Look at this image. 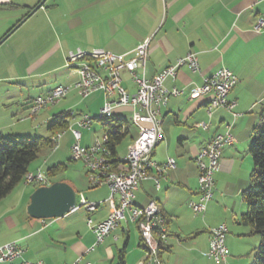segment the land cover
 Here are the masks:
<instances>
[{"label": "crops", "instance_id": "0c3cea01", "mask_svg": "<svg viewBox=\"0 0 264 264\" xmlns=\"http://www.w3.org/2000/svg\"><path fill=\"white\" fill-rule=\"evenodd\" d=\"M41 1L0 0V40L27 16L22 25L11 33L1 44L2 46L0 45L1 47L26 27L35 15L41 13L46 19L48 18L49 0H45L41 8L28 15ZM69 1L76 3L75 18L79 20L78 26L82 23V19L88 24L83 35L87 39V45L91 47L80 45L75 47L69 40H66L61 45L64 48H62V57L60 56L57 62L48 69L40 71L37 68L47 65L51 57L48 53L49 50L44 51L41 47L40 33L36 41L32 36L36 30L31 29L20 36L13 50H8L1 55L0 63L7 66L8 69L11 66L12 71L8 72V69L0 71V81L16 84L21 80H33L36 83V81L38 82L37 78L45 77L46 73L50 71L62 73L66 56L77 48H103L121 54L131 52L149 38L146 76L150 79L173 64L178 58L190 52L195 53L201 68L199 72H193L187 66H183L178 69L175 79L168 77L164 82L167 88L173 86L184 88L185 93L170 96L167 105L161 108L159 117L163 139L155 146L152 153V158L158 163H164L168 157H174L177 168L169 170L168 175L160 179V187H157L153 179L143 180L136 192L135 203L145 206L150 201H157L162 208L167 219L169 235L165 242L166 248L163 257L164 255L171 256L167 260L163 258L165 264H200L201 258L190 252L181 256V258L186 257L188 261L173 262L174 243H179L180 247L184 243H191L190 245L194 248L192 251L201 250L203 255L208 256L206 253L209 250L211 229L218 224L225 223L229 234L228 219L231 216L235 224L238 225L239 234L234 235L233 238L230 237L228 241L226 238L229 250L232 245L234 246L235 241H239L241 237L250 233V227L242 224L239 217L247 210L242 192L251 185L250 176L254 167L253 162L250 161H247L248 167L245 166L247 155L245 148L249 144L248 151L250 142L253 140V129L258 122L260 111L264 108V68L253 66L256 62L253 52L258 41L264 36V31L261 33L254 31V24L259 16H264V0ZM36 51H38L37 56H35ZM222 66L229 68L238 78L236 86L228 95V99L235 103V107L233 111L221 107L213 108L212 113L209 114L210 96L194 99L189 96L188 91L195 85L202 84L205 76L212 75ZM62 77L63 83L55 84L46 91H41L29 98L27 106L30 108L29 115L32 113L36 97L50 92L58 85L71 84L76 79V76L69 71ZM122 77L123 85L130 92L135 91L136 85L131 80L129 72L124 71ZM7 92L0 97V106L6 107L13 99V96L9 95L10 91L7 90ZM94 95L97 98H104L101 92ZM70 107L68 106V108ZM256 108H259V112L257 111L258 116L254 117L252 114L257 113L254 112ZM61 111L66 112L67 110L61 109L57 113ZM38 113H43V109ZM57 113H52V116ZM233 113L237 115L235 116ZM77 114L79 115V112ZM45 115L48 118L49 112ZM203 121L209 123L208 129L200 127L199 123ZM11 124L9 122L0 124V130ZM132 126L130 125L127 135L131 138V142L137 137L132 134ZM228 129L233 132L235 141L224 147L220 167L215 173L213 198L208 204L211 213L217 212L219 207L223 208L224 216L215 219L203 214H195L197 217H190L182 223L187 228L183 229L180 222L183 220L185 205L189 206L190 201H199L200 199L197 154L215 134ZM88 139L84 137L82 142L84 140L86 144L84 142L83 144L91 145L87 143ZM118 158H120L119 154ZM125 158L120 159L125 161ZM35 167V169L30 168V171H36L39 168L44 170L40 164ZM85 169L88 174L86 167ZM51 180L53 183L54 180L52 178ZM23 183L26 188L34 190L38 188L27 185L24 181ZM69 184L73 186L71 183ZM19 185L0 201V221L5 218L12 227L16 226V222L9 218V215L14 211L12 209H20L23 212V209L30 204V194L34 191H31L26 198V188ZM74 189L77 191L75 187ZM14 192L19 196L18 200L11 203L15 206L8 205L9 209L2 206V203L8 201ZM81 195L85 197L83 193ZM108 197L104 198L107 200ZM79 200L77 191V201L79 202ZM105 202L107 203V201ZM221 202L224 207L221 206ZM208 208L206 212H209ZM93 212L95 217L91 218L95 222L104 220L110 212L109 204L107 203V206L104 207L101 204ZM200 215H203L201 220L198 217ZM54 219L50 221L34 219L29 215L30 231L14 237L12 240L1 242L0 246L16 241L24 250L23 259L40 260L45 264H72L79 257L81 260L77 264H84L86 261L92 264H120L119 255L122 250L125 251L123 264H140L145 261L146 249L143 246L140 229L135 223L123 221L101 243L95 245L94 250L86 252L96 242L94 232L92 230L91 232L85 231V233L57 231L54 238L57 244H52L50 241H55L47 235L45 230L51 224L57 223L58 218ZM49 233L50 231H48ZM39 235L42 236L43 242L35 244L34 239ZM25 240H29V243L21 245L20 242ZM15 261L18 264L20 259Z\"/></svg>", "mask_w": 264, "mask_h": 264}, {"label": "built area", "instance_id": "2783aa9c", "mask_svg": "<svg viewBox=\"0 0 264 264\" xmlns=\"http://www.w3.org/2000/svg\"><path fill=\"white\" fill-rule=\"evenodd\" d=\"M254 31L261 33L264 31V16H259L254 24ZM150 39H146L131 52L115 53L103 48H96L95 58L84 56V49L77 48L68 53L65 63H76V70L72 75L76 76L75 81L68 84V88L56 86L50 92L40 95L34 99L32 117H35L40 107H47L58 103L64 96H68L72 91H76L82 98L90 97L95 92L104 95V103L100 112L130 108L132 116L137 120L138 135L135 141L128 147L129 164L121 169L120 173L105 174L106 163L112 162L107 157V144L110 136L103 132L102 138H98V143L85 145L82 142V129L90 125L89 114H84L76 119V127L72 134L71 159L80 160L87 168V172L93 186L107 184L110 195L106 200L110 207L109 215L99 222L88 218V227L94 232L96 242L88 248L86 252L94 250L95 245L101 243L113 230L123 221L132 223H143L142 240L150 241L149 226H158L155 220V201L146 204V212H134L133 203L136 199V192L140 183L145 179H153L160 187V179L168 175L169 170L177 168L174 157H168L164 163H158L152 158V153L158 136V129H161V108L167 105L170 96H178L185 93L184 88L173 86L167 88L164 84L168 77L176 78L177 71L183 66H187L193 72L201 70L198 58L195 53L178 58L173 64L157 73L153 78L146 76V66L149 60ZM129 72L131 80L136 85V90L130 92L123 85L122 74ZM238 82L237 76L225 66H222V75L215 80H205L200 85L192 87L188 94L197 99L210 96L213 100V107L208 109L212 113L213 108H225L233 111L235 103L228 99L229 93ZM235 116L236 113H233ZM25 118V117H24ZM22 118V120H24ZM200 127L208 129L209 123L200 122ZM235 136L231 130L215 134L209 142L211 149L201 148L197 154L196 162L199 168V201H191L189 206L195 214H204L208 204L213 198L215 186V173L220 167V161L224 147L234 143ZM60 140L56 143V150L59 148ZM30 186H48L52 184L49 174L37 169L31 177L25 180ZM102 202H91L83 195L79 202L71 208L70 213L78 211L82 206L88 212L95 211ZM228 227L225 223L214 226L211 229V238L207 255L216 262L221 263L227 260L228 248L226 238ZM164 242L168 234H162ZM24 250L16 241L8 242L0 246V260L2 262L15 261L28 262V264H45L43 261H31L23 259ZM81 257L72 264H77ZM153 244L151 242L150 254H146L145 261L140 264H154ZM84 264H92L86 261Z\"/></svg>", "mask_w": 264, "mask_h": 264}, {"label": "rangeland", "instance_id": "374dc122", "mask_svg": "<svg viewBox=\"0 0 264 264\" xmlns=\"http://www.w3.org/2000/svg\"><path fill=\"white\" fill-rule=\"evenodd\" d=\"M56 4V6H54ZM75 2L69 0H49V14L48 18L46 19L41 13L35 15V17L28 23L26 27H24L17 35H15L12 39L9 40L3 47L0 46V57L3 53H6L8 50H13L15 47V43L19 40L20 36L30 31L31 29L36 30L32 33L34 39H38L40 35V44L43 47L44 51L49 50V56L51 60L47 65L43 68H37V70L43 71L48 69L55 62L62 57V50L64 49L61 46L66 40H69L71 44L84 47H91L87 45V39L84 37L83 32L86 30L88 24L85 20L82 19V23L79 24V20L75 18ZM82 36H81V34ZM40 33V34H39ZM39 34V35H38ZM256 46L255 51L253 52V57H255L256 62H254V67L264 68V36L262 37ZM63 48V49H62ZM35 49L37 47L35 46ZM96 48L91 49H84V50H93ZM19 52V51H18ZM38 55V51L35 52V56ZM1 60V59H0ZM66 67V68H65ZM63 72H55L50 71L46 73L45 77L37 78L38 82L33 80L29 81H19L16 84H11V82L0 81V97L5 93H8L7 90L10 91L9 95L13 96V99L6 107L0 106V124H7V122L12 123L8 127H5L0 130V133L7 138H13L16 136H31V137H48L50 135V131L48 129L49 124L52 122L53 116L52 113H57V111L63 110H72L75 114V120L72 118L71 124L74 123V127H76L75 121L78 117L89 114L93 118L95 117H102L104 112H100V108L104 103V98H97L96 93H93L90 97L82 98L77 94L76 91H72L68 96L63 98L56 104L49 105L47 107L42 108L43 113H38L36 117H32V113H30V108H27L29 98L33 97V95H37L41 91H46L47 89L51 88L55 84L63 83L62 75L67 73L68 71L72 73L71 68L67 67L65 64ZM7 66L0 63V71H5ZM11 66L8 69V72H11ZM124 73V72H123ZM34 79V80H37ZM125 79V84H126ZM62 85V84H61ZM68 86V85H63ZM102 94V93H101ZM1 99V98H0ZM68 106H71L68 108ZM50 108V109H49ZM42 109H38V112ZM259 108H256L254 112H259ZM45 110V111H44ZM51 111V114H50ZM49 112L48 118H46L45 113ZM79 112V115L77 114ZM257 113H253L254 117H257ZM25 113V114H24ZM112 114L123 116L129 122L132 119V110L129 108H121L117 110H113ZM25 117V118H24ZM24 118V120H22ZM137 127L132 126V134L137 136L138 131ZM162 128V125H161ZM83 136L87 140V143L93 144L95 143L98 138H102L103 136V129H102V120L101 119H93V123L91 128H83ZM72 130L68 128L66 132H62L59 144V148L55 151L49 150L44 151L38 159H36L31 169H35L37 164L42 165L43 169L47 171V169L57 163H66L67 169L64 171L62 175H60L59 179H65L67 182L71 183L78 191V200L81 197V193L85 195L87 199L91 202H102V206H107L105 202L107 197L110 195L109 186L107 184H102L99 186L93 187L91 184L89 175L86 173V169L84 167V163L80 160H72L71 159V143L73 142L72 139ZM83 137V138H84ZM86 144V142L83 140ZM131 142V138L128 136L126 137L119 145H118V154L120 158L124 159L127 156L128 152V144ZM133 142V140H132ZM252 143V140L250 144ZM249 145V144H248ZM245 148V152H247L245 157V166L248 167L247 161L253 162L252 156L248 153L247 147ZM3 146V143H0V147ZM46 160V162H44ZM25 182V180H24ZM22 188H26L24 183L22 182L20 185ZM28 198L29 193L33 191V188L27 187L26 189ZM31 195V194H30ZM18 193H12L11 197H9L8 201H4L2 206H5L9 209L8 205L14 207L15 204H11L18 200ZM96 199V200H93ZM191 202V201H190ZM189 202V203H190ZM188 203V202H187ZM221 206L224 207V204L221 202ZM209 212L203 214L207 217L210 216L211 218L219 219L224 216L223 208H220L215 213L210 212V207L208 208ZM14 210L10 215L9 218L13 219L16 222V226H10L5 218L0 221V243L5 242L8 240H12L14 237L21 236L26 232L30 231V223H29V213L27 208L23 209V212L20 209H12ZM183 220L180 222V225L183 229L185 226L182 224L184 221H187L190 217H197L193 210L186 204L185 211L183 212ZM203 215L198 216L201 220ZM95 217L94 212H88L84 206H82L77 212L68 213L65 216L59 217L57 223L51 224L47 231V235L54 240L56 237L57 231L61 232H76L80 231L81 233L91 232V229L88 227L87 220L88 218ZM48 221L55 220L54 218L46 219ZM222 224V223H221ZM219 225V224H218ZM217 225V226H218ZM228 226L230 233L228 234L227 241L230 237L233 238L234 235H238L237 227L238 225L235 224L233 221V217H229L228 219ZM243 227V226H242ZM244 228V227H243ZM246 229L248 227H245ZM136 232V229H134ZM48 231L50 233L48 234ZM38 238V239H37ZM31 241V240H30ZM35 244H42V236L35 237L34 239ZM55 241V240H54ZM29 243L28 241L20 242L21 245H25V243ZM23 243V244H22ZM52 244H57V242L50 241ZM260 243V236L259 235H246L245 237H241L239 241H235L234 246L232 245L231 248L228 250V257L226 261L221 263L216 262L214 259L209 258L206 255H203L201 250L192 251L194 248L190 245L191 243H184L183 246H179V243H174V252L175 255L173 256V262L176 261H183L186 262L188 259L186 257L181 258L183 254L187 255L188 252L194 253L195 255L201 258L200 264H253L255 258V249L259 246ZM228 245V244H227ZM187 248L189 250H186ZM191 250V251H190ZM170 255H164V259H170ZM179 261V262H180ZM17 261H7L2 262L0 260V264H16Z\"/></svg>", "mask_w": 264, "mask_h": 264}, {"label": "trees", "instance_id": "16d2710c", "mask_svg": "<svg viewBox=\"0 0 264 264\" xmlns=\"http://www.w3.org/2000/svg\"><path fill=\"white\" fill-rule=\"evenodd\" d=\"M72 116V110L61 111L53 115L52 122L48 126L50 131L48 137L16 136L7 138L0 133V143H3V146L0 147V201L24 181L33 162L44 151H55L56 141L54 137L67 131L68 128L70 129ZM120 117L116 114L111 119L95 117L102 120L103 132L110 136L107 144V157L112 160V168L117 170L124 169L126 165V161L118 158L117 147L127 137L130 125H132L127 119ZM248 151L252 156L254 167L250 176L251 185L242 192L247 210L240 215L239 221L250 227L249 235L260 236V243L255 249L253 264H264V108L260 111L258 122L253 129V140ZM66 169L67 164L60 162L49 167L46 172L54 182L65 181L58 177ZM159 247L162 264H165L163 261L166 248L164 240H160ZM119 259L120 264H123L125 260L124 250L120 251Z\"/></svg>", "mask_w": 264, "mask_h": 264}, {"label": "bare ground", "instance_id": "6f19581e", "mask_svg": "<svg viewBox=\"0 0 264 264\" xmlns=\"http://www.w3.org/2000/svg\"><path fill=\"white\" fill-rule=\"evenodd\" d=\"M84 56H86L87 58H95L96 56V49L93 50H84ZM67 67L71 68L72 72L73 70H76V63H65ZM222 75V67L219 68L215 73H213L212 75L209 76H205L204 79L205 80H215L217 77ZM60 88H68V86H63L60 85ZM66 96H64L63 98H65ZM213 107V100L210 98L209 104H208V109ZM44 107H40L39 109H42ZM113 110H108L104 112V115L101 118H105L106 119H111L113 116H115L114 114H112ZM72 118H74V113L72 111ZM119 117V116H118ZM120 118H123V116H121ZM93 118L92 116L90 117V125H92L93 123ZM107 121V120H106ZM131 123L133 126L137 127V120L135 119V117L133 116L131 119ZM76 124V121H75ZM85 128H91V126H85ZM70 129L72 130V132L75 130L74 127V123L71 125ZM61 138V134H58L57 136L54 137L56 143L57 141ZM163 139V131L162 128L158 129V136L156 137V144H159ZM135 141V139L133 140ZM98 143V140L95 142ZM204 149H211V142H209ZM56 150V148H55ZM109 158V157H108ZM126 164H129V154H127L126 158H125ZM176 163V162H175ZM121 169L117 170V169H113L112 168V163H106L105 166V174H114V173H120ZM35 171H30L26 174L24 180H27L28 177H31L32 174ZM189 206H191V202L189 203ZM133 211L134 212H146V205L145 206H139L137 205L135 202L133 203ZM155 220L157 222V224H159V229L161 231V233L158 231V226H149V237H150V241L153 244V254L155 257V261L154 264H162V260L160 258V254H159V250H160V240H164V237L162 234H167V221L164 217V214L162 212V208L160 207V204L155 201ZM136 225L139 227L140 232L143 233V223H136ZM151 242H149L148 240H143V246L146 249V254H150L151 251ZM18 264H28V262H19Z\"/></svg>", "mask_w": 264, "mask_h": 264}, {"label": "water", "instance_id": "95a60500", "mask_svg": "<svg viewBox=\"0 0 264 264\" xmlns=\"http://www.w3.org/2000/svg\"><path fill=\"white\" fill-rule=\"evenodd\" d=\"M45 0H42L28 14L34 13L41 8ZM27 19L23 18L1 40L0 45ZM77 203V191L66 181H55L48 186H39L31 194L30 204L27 207L29 215L34 219L59 218L68 214Z\"/></svg>", "mask_w": 264, "mask_h": 264}]
</instances>
